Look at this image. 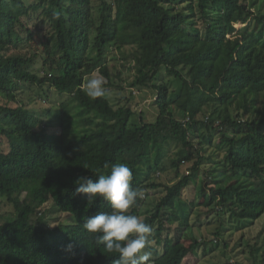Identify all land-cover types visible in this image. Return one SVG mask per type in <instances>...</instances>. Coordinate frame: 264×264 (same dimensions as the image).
Returning <instances> with one entry per match:
<instances>
[{
	"label": "trees",
	"instance_id": "obj_1",
	"mask_svg": "<svg viewBox=\"0 0 264 264\" xmlns=\"http://www.w3.org/2000/svg\"><path fill=\"white\" fill-rule=\"evenodd\" d=\"M33 19L48 24L44 34ZM96 71L104 88L152 91L155 120L135 110L132 93L117 105L89 98ZM51 89L69 100L42 105ZM70 103L71 130L62 120L56 129L55 107L66 119ZM117 163L143 193L132 214L161 191L142 219L153 229L152 264H182L197 251L201 242L186 246L182 234L201 208L236 222L240 243L264 264L243 240L264 217V0H0V199L13 207L0 215V264H114L118 254L83 227L110 208L77 195L76 181ZM169 171L176 183L155 181ZM189 186L196 194L185 203ZM50 213L72 222L51 227Z\"/></svg>",
	"mask_w": 264,
	"mask_h": 264
},
{
	"label": "rangeland",
	"instance_id": "obj_2",
	"mask_svg": "<svg viewBox=\"0 0 264 264\" xmlns=\"http://www.w3.org/2000/svg\"><path fill=\"white\" fill-rule=\"evenodd\" d=\"M27 4H32L34 0H26ZM258 8L256 9V11ZM255 12V11H254ZM30 23H39L40 26V34H44L46 32V29L48 28V24L42 25L39 22V19H33ZM237 28L241 27L240 25L236 26ZM42 41V38L40 39ZM38 40V42H40ZM40 44V43H39ZM117 66V68L121 71V79H128L131 77V73L129 70L123 69L121 66V63L117 64L116 60H113L110 58V67ZM96 77L100 78L102 81H104V78L100 76V74L96 71L92 75L86 78V82L90 77ZM116 83H119L117 80ZM119 85L121 86L120 89H112V88H104L105 89V95L108 97L110 102L112 104L117 105L118 102H120L123 98H128L130 96V93H132L133 96V103L136 111H141L144 113V120L148 122H153L156 118L157 111L156 107L154 105V96L153 92L150 90L142 89H131L126 85V82H120ZM30 96H26L25 100H29ZM68 101V96L66 95H59L56 91L50 90L49 91V100H46L42 103V105L49 106L51 103L54 102H62V101ZM125 102H123L124 104ZM59 106V104H57ZM55 107L57 114L54 123L59 128L60 121L63 122V128H66L67 131L71 130L72 126V120L76 117L74 115L75 109L71 108L74 107L73 104L70 103L71 108V115H67L66 119H61L58 115L59 107ZM32 107L34 110L33 106ZM61 127V126H60ZM190 165H184L180 168V174H186L187 169ZM207 167H205L206 169ZM198 179L200 181H203L204 183L210 182L209 176L208 179L204 175V170L201 169V172L199 173ZM155 181L157 183H161L163 185H172L178 181L177 177L174 174V171H169L165 174H161L158 177H156ZM161 191H156V193L149 191L146 194V197L144 199V205L142 206L140 210L139 217L143 219L146 215L151 213L153 211V205L156 203L157 197L162 195L160 194ZM196 194V186H189L188 188L183 190V193L181 195V201L182 202H191L194 199V196ZM196 211V210H195ZM197 211H200V221L195 222V226L189 227L187 230L183 231V238L182 242L187 246L189 245L193 240H197L201 242V246L197 249L195 253H190L187 255V257L183 260L182 264H217V263H225L228 262L230 264H254V259L252 258L250 254V248H248L245 245H242L240 243L241 238V232L243 230H237L236 226L237 223H221L220 219L214 214L209 211L208 213L206 210L197 209ZM208 211V210H207ZM13 212V207L10 203H8L4 199H0V215L4 214H10ZM194 216V215H193ZM50 226L55 227L59 223H71L72 218L66 215H58L55 213H50ZM195 218V217H193ZM233 225V228L230 226ZM217 229L222 233V236L215 237V233L217 232ZM243 240H248V243L250 245H255L256 249L258 250V254L256 256L257 261L260 259V256H262V253L264 252V217L261 218L258 222H256L253 226L249 228V230H245L244 232ZM227 244L228 248L224 249V245ZM151 247H154V241H151L150 244ZM147 250V249H146Z\"/></svg>",
	"mask_w": 264,
	"mask_h": 264
},
{
	"label": "clouds",
	"instance_id": "obj_3",
	"mask_svg": "<svg viewBox=\"0 0 264 264\" xmlns=\"http://www.w3.org/2000/svg\"><path fill=\"white\" fill-rule=\"evenodd\" d=\"M84 87L91 99L105 94L100 78L90 77ZM132 179V171L124 163L112 165L109 174L100 175L95 181L80 177L76 181V194H83L89 201L102 200L110 208L87 217L83 227L106 253L118 254L114 264H152V253L146 249L151 244L153 229L130 211L143 195L131 186Z\"/></svg>",
	"mask_w": 264,
	"mask_h": 264
}]
</instances>
